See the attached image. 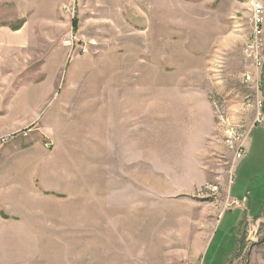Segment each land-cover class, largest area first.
I'll return each mask as SVG.
<instances>
[{"label":"rangeland","instance_id":"rangeland-1","mask_svg":"<svg viewBox=\"0 0 264 264\" xmlns=\"http://www.w3.org/2000/svg\"><path fill=\"white\" fill-rule=\"evenodd\" d=\"M65 2L0 0V264H264L249 4Z\"/></svg>","mask_w":264,"mask_h":264},{"label":"built area","instance_id":"built-area-1","mask_svg":"<svg viewBox=\"0 0 264 264\" xmlns=\"http://www.w3.org/2000/svg\"><path fill=\"white\" fill-rule=\"evenodd\" d=\"M249 4L251 31L244 45V55L251 62L255 74H246L243 82L246 85L255 83L258 86L260 74L264 68V2L263 0H244ZM77 0H66L62 11L74 17ZM258 89V88H257ZM260 120V119H259ZM243 141L237 144L235 159L244 154Z\"/></svg>","mask_w":264,"mask_h":264},{"label":"crops","instance_id":"crops-1","mask_svg":"<svg viewBox=\"0 0 264 264\" xmlns=\"http://www.w3.org/2000/svg\"><path fill=\"white\" fill-rule=\"evenodd\" d=\"M264 2V0H263ZM258 126L254 127V129L248 132L247 137L244 141V154L243 157L240 159H235V166H234V174H233V179H234V175H235V171L239 170L241 167H251V155L253 152V147H254V151L261 147V150L264 148V130H260V136L259 137H252L253 132L256 130H259L257 128ZM255 131V132H256ZM255 136V135H254ZM259 143V145H258ZM247 195V202H248V206L250 207L252 200H256V199H260L259 197L264 196V187L261 190H256L255 192L251 190V188L247 191L246 193ZM251 195L253 197H251ZM244 198V197H243ZM263 209V208H262ZM261 209V210H262ZM260 210V211H261ZM259 213V212H258ZM257 213V214H258Z\"/></svg>","mask_w":264,"mask_h":264},{"label":"trees","instance_id":"trees-1","mask_svg":"<svg viewBox=\"0 0 264 264\" xmlns=\"http://www.w3.org/2000/svg\"><path fill=\"white\" fill-rule=\"evenodd\" d=\"M19 28L15 29V30H18ZM76 30V22H73L72 23V31H75ZM264 107V106H263Z\"/></svg>","mask_w":264,"mask_h":264}]
</instances>
